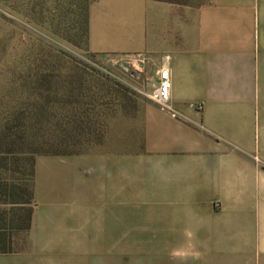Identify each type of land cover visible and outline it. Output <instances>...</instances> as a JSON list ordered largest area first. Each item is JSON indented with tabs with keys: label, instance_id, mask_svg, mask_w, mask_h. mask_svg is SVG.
<instances>
[{
	"label": "crops",
	"instance_id": "0c3cea01",
	"mask_svg": "<svg viewBox=\"0 0 264 264\" xmlns=\"http://www.w3.org/2000/svg\"><path fill=\"white\" fill-rule=\"evenodd\" d=\"M88 30L142 64L138 112L37 161L29 250L0 264H264V0H90ZM166 68L173 113L151 100Z\"/></svg>",
	"mask_w": 264,
	"mask_h": 264
},
{
	"label": "rangeland",
	"instance_id": "374dc122",
	"mask_svg": "<svg viewBox=\"0 0 264 264\" xmlns=\"http://www.w3.org/2000/svg\"><path fill=\"white\" fill-rule=\"evenodd\" d=\"M89 2L0 0V185H6L0 191H33L32 155L37 166L44 157L36 153L64 141L70 151L93 152L105 145L116 121L138 112L146 84L138 76L142 64L87 51L82 30ZM9 235L16 251L25 241L29 250L28 236ZM159 247L131 244L129 250ZM81 250L101 251L105 245Z\"/></svg>",
	"mask_w": 264,
	"mask_h": 264
},
{
	"label": "trees",
	"instance_id": "16d2710c",
	"mask_svg": "<svg viewBox=\"0 0 264 264\" xmlns=\"http://www.w3.org/2000/svg\"><path fill=\"white\" fill-rule=\"evenodd\" d=\"M88 8L85 15L84 27L82 30V36L87 49L88 45ZM88 51V50H87ZM136 110V106H133ZM73 139V138H72ZM103 142V138L102 141ZM103 144V143H101ZM48 149H42V151L36 153V155L43 157H70L84 155L87 153L79 151H70L71 145L67 144V141L62 143H55L49 145ZM32 176H36V156L32 155ZM6 187V185H0V190ZM26 190V191H25ZM24 191H0V205L10 207L9 210H0V256L1 255H12L26 251L27 243L23 242L24 249L16 251L13 247V242L9 233H15L27 237L32 229L33 217L35 214V187L33 191L25 189ZM11 198V201L7 200ZM12 213V214H11ZM11 214L12 222L10 225H6L7 217ZM9 220V219H8ZM15 221V222H14Z\"/></svg>",
	"mask_w": 264,
	"mask_h": 264
},
{
	"label": "built area",
	"instance_id": "2783aa9c",
	"mask_svg": "<svg viewBox=\"0 0 264 264\" xmlns=\"http://www.w3.org/2000/svg\"><path fill=\"white\" fill-rule=\"evenodd\" d=\"M137 61L143 63L145 58L144 56L135 57ZM133 60V59H132ZM170 71L168 68L163 69L160 78L161 83L159 89H157L151 96V100L156 103L162 111L173 113V108L170 102V90H171V82H170ZM195 108L200 109L198 106H194ZM174 117H176L174 115Z\"/></svg>",
	"mask_w": 264,
	"mask_h": 264
}]
</instances>
